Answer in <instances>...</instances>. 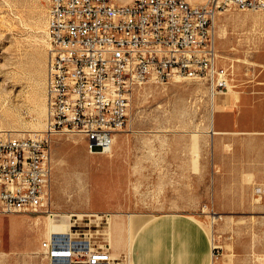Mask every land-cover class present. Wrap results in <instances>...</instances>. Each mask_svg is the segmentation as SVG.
<instances>
[{
	"label": "rangeland",
	"instance_id": "1",
	"mask_svg": "<svg viewBox=\"0 0 264 264\" xmlns=\"http://www.w3.org/2000/svg\"><path fill=\"white\" fill-rule=\"evenodd\" d=\"M48 8L49 0H0V133L35 136L29 134L47 129ZM214 25L218 61L232 72L230 89L214 96L206 81L175 76L134 90L120 132L127 134L135 178L123 184L132 197L126 207L104 208L103 158L114 154L116 139L110 153L92 154L81 133L51 138L53 218L66 223L71 213L98 212L92 224L111 227L112 239L117 228L125 242L133 240L130 252L114 251L134 264H190L177 242L180 221L206 230V264H264V11L230 7L217 13ZM38 226L6 215L0 236L5 243L36 244ZM154 237L170 243L165 257L152 255Z\"/></svg>",
	"mask_w": 264,
	"mask_h": 264
},
{
	"label": "built area",
	"instance_id": "2",
	"mask_svg": "<svg viewBox=\"0 0 264 264\" xmlns=\"http://www.w3.org/2000/svg\"><path fill=\"white\" fill-rule=\"evenodd\" d=\"M230 7L264 11V0H49L47 129L0 133V215L53 211L52 136L81 133L90 153L108 154L128 125L136 87L179 76L206 81L214 96L230 89L232 72L218 61L214 31L216 14ZM90 216L71 213L69 233L42 241L48 264H130L111 246L110 228ZM216 251L214 240L217 259Z\"/></svg>",
	"mask_w": 264,
	"mask_h": 264
},
{
	"label": "crops",
	"instance_id": "3",
	"mask_svg": "<svg viewBox=\"0 0 264 264\" xmlns=\"http://www.w3.org/2000/svg\"><path fill=\"white\" fill-rule=\"evenodd\" d=\"M219 133L220 131H216ZM117 142L114 145V154L108 155L104 159L107 162V172L104 179L105 188V206L106 210H116L118 208H123L128 205V198H132L127 195L126 187L123 184L128 182H134L135 178L132 177V172L134 166L130 163L133 162L129 160L126 156L129 152V144L127 134L118 133L115 136ZM139 214H149L143 212H137ZM9 216H26L29 218L32 225H36V221L39 220L41 223L40 227L41 238L36 244H28L25 242H20L15 239H7L6 243L1 238V248L0 249V264H48L47 259L42 254V240L47 237L48 229H45V216H39L38 214L31 213H20V214H8ZM7 215V216H8ZM6 215H0L4 217ZM44 217V218H43ZM3 223V222H2ZM115 224V219H114ZM2 227L5 228V226ZM178 230L180 232V238L177 242L180 246H184L185 254L188 256L187 261L190 264H206L207 258L210 255V248L208 245V236L205 229L201 228L197 224L188 223L187 221H180ZM45 229V234H44ZM156 230L153 226V232ZM113 246L117 251H131L133 240L129 239L127 242L123 240V236L119 235L118 230L113 231ZM1 237V236H0ZM151 242L153 247L152 255L157 252L162 254L164 257L169 249L170 243L166 239L159 237H154V239H149L148 244ZM154 248H160L155 250ZM212 251V250H211ZM212 254V253H211ZM213 259V257H212ZM165 259H162L163 262ZM149 263H156V260H149ZM132 264L133 261H132Z\"/></svg>",
	"mask_w": 264,
	"mask_h": 264
},
{
	"label": "bare ground",
	"instance_id": "4",
	"mask_svg": "<svg viewBox=\"0 0 264 264\" xmlns=\"http://www.w3.org/2000/svg\"><path fill=\"white\" fill-rule=\"evenodd\" d=\"M134 1V0H133ZM191 2V1H190ZM205 5H212V0H206L205 2ZM217 15V14H216ZM216 17V16H215ZM214 22H215V19H214ZM215 31V30H214ZM175 77V76H174ZM179 77V76H177ZM181 78V77H180ZM108 90L109 91H117V83H108ZM212 90V89H211ZM213 94V92H212ZM214 95V94H213ZM29 135H36V134H29ZM116 138V137H115ZM110 153V152H109ZM92 216L94 215H99L98 212H91V213H88ZM108 221L112 224V221H113V213L112 212H108ZM39 216H45L49 219L48 221V226H49V230H48V235L47 237L53 233V232H68L69 233V229H70V223H69V218L70 216H66V223L62 221V217L60 218L59 221H56L53 217L55 216V213L53 211L49 212L48 214H38ZM36 223H40L39 220L36 221ZM68 227V228H67ZM46 237V238H47ZM109 242L111 244V246L113 247L114 249V246H113V239H112V230H111V227H110V238H109ZM117 251V250H116ZM130 252V250H127ZM120 252V251H119ZM130 264H132V261H130Z\"/></svg>",
	"mask_w": 264,
	"mask_h": 264
}]
</instances>
